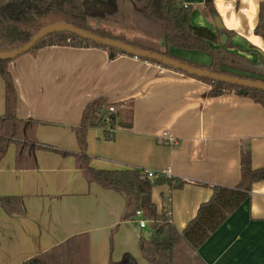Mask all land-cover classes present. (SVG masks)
<instances>
[{
  "label": "crops",
  "instance_id": "crops-1",
  "mask_svg": "<svg viewBox=\"0 0 264 264\" xmlns=\"http://www.w3.org/2000/svg\"><path fill=\"white\" fill-rule=\"evenodd\" d=\"M187 3L195 7L191 25L215 32L214 21L203 14L204 0ZM261 6L264 0H212L222 26L232 33L227 51L258 69L264 40L254 28ZM140 20H135L139 30L133 37L118 33L146 48L165 50L162 36L153 28L142 29L146 21ZM167 50L186 62L211 63L204 52ZM8 69L17 94L16 116L35 121L36 141L58 150L79 151L73 128L86 105L98 97L114 103L121 125L113 138L105 140L100 127L87 130L89 165L167 170L184 181L179 189L164 183L150 191L158 212L169 196L171 223L179 232L209 199L212 186L238 183L242 147L248 146L253 169L264 167V108L245 95L209 96L211 85L202 80L129 55L111 57L97 47L47 46L19 55ZM129 110L131 127L126 128ZM4 112L0 78V116ZM163 132L172 134L176 144L158 143ZM15 154L11 143L0 160V197L17 196L22 211L7 213L0 205V264H19L79 234L88 235L90 264H129L126 256L134 264H150L139 248L140 237L152 234L150 222L141 228L137 217L124 220V193L88 184L71 154L38 148L35 169H16ZM190 257L201 264H264V180L251 185L247 199L196 250L185 243L174 248L176 264Z\"/></svg>",
  "mask_w": 264,
  "mask_h": 264
},
{
  "label": "trees",
  "instance_id": "trees-1",
  "mask_svg": "<svg viewBox=\"0 0 264 264\" xmlns=\"http://www.w3.org/2000/svg\"><path fill=\"white\" fill-rule=\"evenodd\" d=\"M83 1L0 0V51L17 49L25 45L43 27L64 23L104 38L129 44L138 49L159 53L201 70L264 82V79L257 78L256 73L259 72V69L256 66L227 51L228 48L232 47L230 44L232 33L229 30L224 27L215 28L214 32L205 26L191 25L189 17L192 6L189 4L186 7L183 6L185 2L190 0L131 1L134 19L141 23L140 17H143L146 23L141 24V26L145 31H151L153 28L155 33L162 36L165 45L163 51L146 48L143 45L91 27L83 7ZM108 2L111 3L110 6L114 10L116 1L109 0ZM204 4L203 14L211 17L212 20L217 18L218 15L212 7V0H204ZM222 33L227 36L225 44L220 43ZM254 33L260 35L264 40L263 6L259 10L258 23L254 28ZM210 43L216 44L218 47L213 48ZM47 46L97 47L107 50L111 57L119 54L134 57L124 50L109 47L66 31L52 32L43 36L25 53H35L38 49ZM169 46L207 53L211 57V63L209 65H197L186 62L171 55L167 50ZM136 58L172 68L155 60ZM230 58L237 59L239 63L229 64ZM13 59L15 58L0 59V78L4 82L5 107L4 115L0 116V160L11 143L16 145V169H35L37 164L34 150L38 148L74 156L76 166L82 171L88 184L95 183L104 189L125 194L124 220L134 219L135 212L140 210L143 217L150 222L152 235L148 239L142 235L139 240L141 254L150 264H176L174 262V248L180 243H185L191 250H196L247 199L251 185L264 180V167L253 169L250 150L248 146L242 147L238 183L233 187L212 186L209 199L200 204L195 216L179 232L171 223L169 196L165 199L167 204L158 212L156 205L151 201L150 191L153 186L164 183H167L171 190L179 189L185 184L184 181L172 175L157 176L152 179L142 169L103 170L95 169L89 165L90 159L86 153L87 130L92 127H100L103 129V138L111 140L114 136V129L121 125L117 121L115 110L114 112L108 110L109 106H115V104L109 102L105 97H98L86 105L80 124L73 128L79 147L78 152L70 153L39 143L34 134L36 122L20 119L15 114L17 94L8 69V65ZM260 65L264 66V58L260 59ZM235 69H238L239 72ZM182 73L210 84L209 96L232 92L245 95L264 108V90L262 89L244 87V92L239 93L241 86ZM131 114L132 110H129L128 122L122 126L131 127ZM0 205L7 213L19 214L22 211L21 199L17 196L0 197ZM111 245L112 236H110ZM125 259L129 264H134L130 256H126ZM19 264H90L88 235L71 236L51 249Z\"/></svg>",
  "mask_w": 264,
  "mask_h": 264
},
{
  "label": "water",
  "instance_id": "water-1",
  "mask_svg": "<svg viewBox=\"0 0 264 264\" xmlns=\"http://www.w3.org/2000/svg\"><path fill=\"white\" fill-rule=\"evenodd\" d=\"M213 21H214L215 28L217 29L223 28L219 17L214 18ZM58 31L70 32L82 38L89 39V40L95 41L97 43H100V44H103L109 47L124 50L127 53L133 55L134 57H142V58L161 62L165 65L171 66L173 69L185 72L189 75H194V76H198L202 78H208V79L215 80V81H221V82L241 86V88L239 89V93L244 92V87H253V88L264 90V82L251 81L247 79H241L237 77H231V76H226L222 74H217V73H212L209 71L201 70V69L189 66L178 60H174L172 58L161 55L159 53L138 49L129 44H126V43H123L117 40H113V39L104 38V37L95 35L93 33L75 28L71 25L64 24V23L47 25L43 27L39 32H37L25 45L17 49H14V50H10V51H3V52L0 51V59L16 58L19 55H22L25 52H27L43 36L49 33L58 32ZM226 40H227L226 34L222 33L220 36V43L225 44ZM151 235H152L151 232H145L143 236L145 239H148Z\"/></svg>",
  "mask_w": 264,
  "mask_h": 264
},
{
  "label": "rangeland",
  "instance_id": "rangeland-1",
  "mask_svg": "<svg viewBox=\"0 0 264 264\" xmlns=\"http://www.w3.org/2000/svg\"><path fill=\"white\" fill-rule=\"evenodd\" d=\"M109 0H84L83 7L86 12L90 26L96 25L101 31L110 35L122 37V32L127 37H133L139 29L133 19L132 0H115L116 8L112 10ZM136 1V0H135ZM195 7H192V11ZM191 11V13H192ZM116 12V13H115ZM142 29H144L141 26ZM120 32V33H118ZM137 33V32H136ZM120 34V35H119ZM239 61L233 58L229 59V64H238ZM238 71V69H235ZM257 78L264 79V66L256 73ZM261 76V77H260ZM186 264H201L197 258L190 257Z\"/></svg>",
  "mask_w": 264,
  "mask_h": 264
},
{
  "label": "built area",
  "instance_id": "built-area-1",
  "mask_svg": "<svg viewBox=\"0 0 264 264\" xmlns=\"http://www.w3.org/2000/svg\"><path fill=\"white\" fill-rule=\"evenodd\" d=\"M188 5L187 2H185L183 4L184 7H186ZM108 110L110 112H114L115 110V106L111 105L108 107ZM158 143H168V144H176V140L174 138V136L168 132H163L159 138L157 139ZM147 176L149 178H155L157 176H170L171 174H169V172L167 170H162L160 172H153V171H148L146 172ZM135 217H137V223L141 228H144L146 226L147 220L143 217V214L140 210H137L135 212Z\"/></svg>",
  "mask_w": 264,
  "mask_h": 264
}]
</instances>
